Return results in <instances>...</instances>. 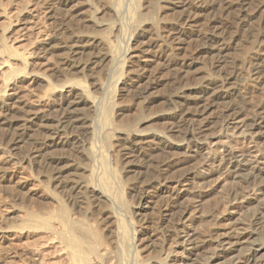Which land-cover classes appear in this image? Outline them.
I'll return each instance as SVG.
<instances>
[{"label": "bare ground", "instance_id": "1", "mask_svg": "<svg viewBox=\"0 0 264 264\" xmlns=\"http://www.w3.org/2000/svg\"><path fill=\"white\" fill-rule=\"evenodd\" d=\"M48 1L55 2L44 8L47 15L53 6L62 10L68 8L84 23H97L91 11V0ZM127 1V13L138 41L134 51L128 54L126 78L119 77L108 87L95 83L94 87L103 93L100 100L78 80L68 79L54 85L39 73L46 68L48 56L58 50L46 35L31 40L29 52L18 54L3 39V32L0 34L1 138L7 139L11 150L23 144L29 146L32 158L53 169L48 183L68 192L82 191L99 203L115 205L119 209L125 204L118 192V184L109 180L105 172L101 176L95 174L90 163L95 161L97 149L88 142L97 134L104 135L107 143L111 142L107 132L112 129L110 116L128 108V105L118 104L116 97L119 93L133 92L138 105L150 104L149 92L157 87L161 77L168 75L175 81L177 78L188 81L198 65L197 57L202 54L211 56L213 66L229 64L230 40L259 9L254 7L253 0H164V6L160 5V0ZM85 7L89 10L85 11ZM105 9L114 18L121 15L118 2L109 3L99 13ZM176 9L181 11L175 12ZM20 14L21 11L15 17ZM23 14L25 17L19 21L17 33L11 39L13 44L43 32L34 11ZM101 45L108 49L101 57L77 64L79 58L93 56L92 49ZM190 45H193L192 50ZM109 47L108 42L75 36L63 43L68 56L62 60L61 67L50 71L55 78H60L96 61L111 64L116 54ZM10 60L16 61L17 67L10 64ZM255 70L264 73V52L255 63ZM234 80L231 77L225 81L204 77L194 87H177L167 100L174 104L155 117L164 121L163 132L120 134L119 147L128 173L145 170L144 175H151V180L167 179L172 168L191 163V169L169 181L165 189V184L159 182L155 190L148 186L140 192L143 210L150 204L152 196L157 195V190L167 193L173 216L167 237L169 245L175 249L169 250L163 258L145 264H245L240 260L242 254L248 252L249 256H254L264 249L255 238L264 230L263 201L252 200L257 205L248 220L232 216L252 202L249 201L250 194L237 197L239 194L232 184L253 183L254 193L264 195V98L250 105L232 89ZM40 83L47 85L48 90L29 103L23 101L22 89ZM212 113L217 114L216 118L211 119ZM219 121L224 133L215 136L209 125ZM41 131L46 138L33 137ZM238 131L237 135L248 137L256 150L236 151L227 146L230 134L235 135ZM167 134L178 135L179 140L170 141ZM80 139L88 142L85 148L79 145ZM213 147L217 148L213 150ZM57 150L73 151L87 164L84 167L69 164L61 154H55ZM218 150L222 155L212 158L211 151ZM102 164L105 166V161ZM78 169L84 171L85 180L68 178ZM205 182L214 188H224L230 183L222 200H227L225 203L231 208L229 217L211 213L209 217L215 220L214 223L208 229L199 230L193 224L199 217L197 210L207 197V192L200 188ZM36 183L24 167L13 162L10 154L0 156V189L6 185L15 195L39 199L41 208L38 212L18 211L17 222L13 224H8L11 217L0 218V264H124L128 260L129 233L122 214L109 211L115 234L116 250L112 253L99 244L97 234L88 225L70 217L67 208L52 193L44 189L37 192ZM45 200L58 203V208H44ZM2 207L0 204V215L7 211ZM24 241H28L26 245Z\"/></svg>", "mask_w": 264, "mask_h": 264}, {"label": "rangeland", "instance_id": "2", "mask_svg": "<svg viewBox=\"0 0 264 264\" xmlns=\"http://www.w3.org/2000/svg\"><path fill=\"white\" fill-rule=\"evenodd\" d=\"M118 2L120 5L121 15L118 18L111 16L108 9L101 12L111 2ZM55 1L48 0H0V34L3 32V39L16 50L18 54L27 53L31 49V40L46 35L49 41L57 47V51L48 56V62H46V68L40 70L39 73L45 75L47 80L54 85H60L68 79L78 80L86 87L89 92H92L93 96L97 99H102L103 93L98 87H94L95 83L103 84L108 87L113 82L120 78H126L125 72L129 65L128 54L134 51L136 42L138 41V34L132 28L129 15L127 13V0H91L92 12L97 19L96 25L91 23H84L80 19V16H76L68 8L55 9V6L50 10V15L44 12V8L50 3ZM160 5L164 6V0H160ZM253 5L258 11H256L252 18L245 24V26L237 32V35L230 40V51L228 55L229 64L223 63L220 66H213L211 56L208 54H202L197 57L198 65L190 74L188 81H182L178 78L176 81L170 76L161 77L158 81L157 87L149 92L151 93L152 101L150 104L138 105L137 101L133 97V92L124 94L119 93L116 97V102L121 105H128L125 112L119 114L117 112L111 114L110 122L111 128L108 132V136L111 138V142L107 143L105 136L97 134L88 142H91L97 149L95 161L90 163V167L95 171V174L101 176L105 172V176L112 182L118 184V192H120L121 198L124 201V207L121 209L115 205L107 206L104 203H99L87 193L80 192H68L67 189L62 190L56 184L48 183L47 178L52 174L50 167L38 163V160L32 158V152L29 146L23 144L16 149L11 150L8 148L7 139H2L0 132V156L11 155L12 160L16 165L24 167L26 173H28L38 184L37 192H41L43 189L52 193L55 199L64 205L70 217L81 219L86 225H88L98 236L99 244L112 253L115 252V234L113 230V224L109 218V211H115L123 216V223L127 225L129 233V252L128 260L124 264H145L153 263V260L163 258L164 254L169 250L173 251L175 248L169 245V238L167 237L170 223H172L173 216H171V205L167 193H161L157 190V195L152 196L150 204L146 209H142L143 202L140 200V192L143 189L150 187H158V183L165 184L164 189L169 185V181L175 179V177L191 169V163L176 166L167 173V179L158 177L151 180L150 177L145 176V170H141L136 174L128 173L125 169L120 149L119 137L121 133L130 132L141 135L150 133H160L164 131V121L156 119L155 117L174 104V101L168 102V98L172 96L177 87H183L189 85L194 87L200 84L205 79L216 78L219 81L227 80L228 77L234 78V84L232 89L241 94V99L248 102L250 105H254L264 98V73H257L255 70V63L261 53L264 52V0H253ZM55 9V10H53ZM84 10H89L85 7ZM21 11V16L15 17L17 13ZM35 12L37 21L41 22L42 33L39 35L32 34L24 41L13 44L11 39L17 33V27L19 21L25 17L23 12ZM181 11L176 9L175 12ZM87 14V12L85 13ZM46 15V16H45ZM50 16V17H49ZM111 27H110V26ZM116 26H119L118 30H115ZM84 35L87 38H95L102 42H108L109 49L116 54V59L113 63L104 65L96 63L89 65L87 68L79 71L77 69L64 77L55 78L52 75L50 69L60 68L62 60L67 58L68 54L66 49L63 48V43L70 41L73 37ZM190 45V50H192ZM108 51L102 45L94 47L92 52L93 56H83L77 60V64L82 63L86 59L95 61L101 57L104 52ZM10 64L17 67V62L14 60L9 61ZM88 63V62H87ZM197 69V70H196ZM196 70V71H195ZM195 71V72H194ZM229 82V81H228ZM232 84V80H231ZM117 87H120L117 85ZM116 87V93L118 88ZM48 86L40 83L29 89H22L23 101L31 102L36 97H41L45 91L48 90ZM2 89L0 88V93ZM189 95L191 93H188ZM216 113L211 114V119L216 118ZM91 116V114H90ZM96 119V117H94ZM215 120V119H214ZM210 120V121H214ZM215 122V121H214ZM217 122L209 125L210 132H215V136H220L224 133L221 124L219 126ZM42 133H35L34 138L39 139L46 138L44 131ZM239 131L232 135L230 134L228 144L229 147L237 149L236 151H248L256 150L253 143L250 144L248 137L245 135H237ZM168 139L173 142L179 140L178 135L167 134ZM85 139L78 141L82 148H85L87 143ZM217 147H213V150ZM212 153V154H211ZM212 158L220 157L221 150L211 151ZM55 154H61L63 158H66V162L74 166L84 167L87 162L81 155L73 151H59ZM219 154V155H218ZM210 158V159H212ZM105 161V166H103ZM202 172V171H201ZM73 176L68 175V178L78 179L80 181L85 180V173L83 170L78 169L72 172ZM149 180V181H148ZM148 181V182H147ZM231 181V180H230ZM228 180V182H230ZM232 182V181H231ZM230 182V183H231ZM214 188L207 182L202 184V191H206L207 197L202 201L203 206L198 209V219L194 222L193 226L199 230L208 229L214 223V219L210 218L211 213L214 216H218L220 213L225 216L230 213L229 206L226 205L225 200L223 202L222 195L224 191L230 187ZM233 183V182H232ZM231 183V184H232ZM257 183V182H256ZM237 189V197L246 196L250 194L249 201L257 199L264 203V195H257L254 193L255 184L246 183L240 181L239 183L232 184ZM6 186V185H5ZM2 187L0 189V204L2 208L7 209L0 218L11 217L12 219L8 224L17 222V212H38L41 210L39 202L36 198H30V196L15 195L12 188ZM226 189V190H225ZM152 190L151 192H154ZM165 191V190H164ZM168 191V189H166ZM254 193V194H252ZM46 206L44 208L55 210L58 208V203H51L50 200H45ZM256 203L250 202L246 207L237 210L238 213L232 214L236 218L239 217L243 220H248L253 215L256 209ZM229 217V215H228ZM171 219V221H170ZM169 222V223H168ZM3 225H6L3 221ZM262 231V230H261ZM256 242L260 243L264 247V230L260 236H255ZM28 241H24L26 245ZM247 253V254H246ZM244 255V256H243ZM240 260L245 261V264H264V249L254 256H249L248 252L242 254ZM136 259V261H134ZM226 264V263H221Z\"/></svg>", "mask_w": 264, "mask_h": 264}]
</instances>
